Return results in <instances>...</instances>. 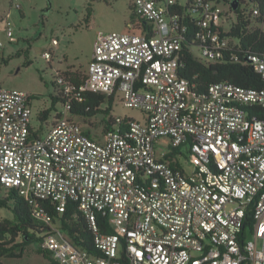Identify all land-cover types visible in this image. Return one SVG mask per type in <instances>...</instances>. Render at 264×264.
Segmentation results:
<instances>
[{"label": "built area", "instance_id": "obj_1", "mask_svg": "<svg viewBox=\"0 0 264 264\" xmlns=\"http://www.w3.org/2000/svg\"><path fill=\"white\" fill-rule=\"evenodd\" d=\"M183 1L130 0L150 32H131L130 23L124 32H98L86 82L77 86L60 73L55 79L57 95L67 102L39 139L31 132V96L0 85V183L16 189L50 228L41 247L59 264H264V115L252 109H264V88L220 82L193 92L179 75L189 34L175 14ZM195 3L189 14L198 46L192 52L217 63L238 42L224 35L236 15L224 2ZM14 9L20 6L0 16L11 43L17 42ZM260 27L264 32V21ZM58 45L52 39L51 46ZM54 50L44 54L46 62ZM245 61L264 80V54L249 53ZM87 91L117 94L143 119H131L125 132L91 138L70 115L71 101ZM171 148H182L173 160L185 153L191 171L163 159ZM37 201H49L58 214L78 204L100 254L66 240ZM248 212L252 230L241 242ZM99 216L114 233L102 231Z\"/></svg>", "mask_w": 264, "mask_h": 264}, {"label": "trees", "instance_id": "obj_2", "mask_svg": "<svg viewBox=\"0 0 264 264\" xmlns=\"http://www.w3.org/2000/svg\"><path fill=\"white\" fill-rule=\"evenodd\" d=\"M219 3L224 2L232 9L235 0H217ZM239 3L237 10L233 11L236 15L235 21L225 30L224 35L238 40L236 45H231L232 50L228 51L226 57L217 63H207L197 59L192 48L198 46L194 36L197 30L195 23H192L194 17H191L189 10H195L193 6L195 0H184L181 5L176 6L175 14L183 19L189 28V34L184 36L182 50V66L179 69V75L191 81L193 92L196 94L206 93L209 86L220 82H229L234 85L251 88H264V80L254 71V69L245 61L249 53L264 54V32L260 25L264 21V0H236ZM131 15L127 23L132 24L131 32L149 31L151 29L148 21L139 15L132 3L129 4ZM257 9L259 15L253 17V10ZM91 11L88 14V19ZM126 23V24H127ZM221 32L222 29H221ZM232 56L238 58L233 59ZM30 65V63H27ZM68 81L77 86L83 85L87 76L76 73H60ZM53 85L56 86L55 81ZM81 100H72V109L70 115L78 120H90L97 116H102L104 123V135L111 131L125 132L127 123L133 118H123L118 122L114 116L115 100L117 94L106 96L93 92H83ZM32 100V96H31ZM51 107L42 110L37 116L39 124L31 123V132L34 139H39L47 131L48 127L61 116L59 104L63 106L67 99L61 95L51 96ZM256 115L261 118L264 115V109L252 107ZM54 113V114H53ZM33 120V119H32ZM50 120V121H49ZM86 134L91 138L90 131ZM183 148V147H182ZM171 148V151L163 157L164 160L170 161L175 168H180V159L173 158L180 153V149ZM39 208H44L54 217L56 223L62 230L64 237L77 248L87 250L92 254H100L96 249L92 231L84 214L80 211L78 204L70 202L67 210L58 214L55 207L49 201H37ZM0 208L7 209L11 213V219H0V264L3 259H21L25 253L26 247L35 245L38 254L48 259V264H59L53 258L49 251L44 250L41 245L46 237L51 233L50 228L43 222L34 218L32 214L33 206L20 196L16 189H5L0 183ZM247 222L244 230L240 235V241L251 233L252 230V213L248 212ZM98 223L102 231L106 234L114 233V229L108 225V221L101 216Z\"/></svg>", "mask_w": 264, "mask_h": 264}, {"label": "rangeland", "instance_id": "obj_3", "mask_svg": "<svg viewBox=\"0 0 264 264\" xmlns=\"http://www.w3.org/2000/svg\"><path fill=\"white\" fill-rule=\"evenodd\" d=\"M129 4L130 0H0V15L12 5L20 6V11L13 10L11 18L17 42L11 43L6 33L0 30V85L32 96L36 125L39 124L37 115L51 107V96L58 93L53 85L58 74L82 76L86 73L96 34L126 31L125 25L131 15ZM53 38L59 41V46L51 61L46 62L43 56L51 50ZM57 108L62 109L61 104ZM113 114L121 118L143 119L139 111L124 107L118 99ZM77 121L95 139H103L102 116ZM163 142L167 144V141ZM180 162L186 172L192 170L185 153ZM11 218L10 211L0 208L1 220ZM3 263L48 264L49 261L38 254L35 245H29L23 258L3 259Z\"/></svg>", "mask_w": 264, "mask_h": 264}, {"label": "water", "instance_id": "obj_4", "mask_svg": "<svg viewBox=\"0 0 264 264\" xmlns=\"http://www.w3.org/2000/svg\"><path fill=\"white\" fill-rule=\"evenodd\" d=\"M238 7H239V3L235 0V1L233 2V4H232V9L235 11V10L238 9Z\"/></svg>", "mask_w": 264, "mask_h": 264}, {"label": "crops", "instance_id": "obj_5", "mask_svg": "<svg viewBox=\"0 0 264 264\" xmlns=\"http://www.w3.org/2000/svg\"><path fill=\"white\" fill-rule=\"evenodd\" d=\"M5 12H6V11H5ZM3 13H4V12H3ZM1 15H2V14H1ZM1 15H0V16H1ZM53 39H54V38H53ZM51 41H52V40H51ZM58 46H59V45H58ZM58 46H57V47H58ZM51 47H52V46H51ZM57 47H56V48H53V47H52L51 49H57ZM51 104H52V103H51ZM32 107H33V106H32ZM46 109H49V108H46ZM33 113H34V114H33L32 124L34 123V118H35V111H34V109H33ZM49 121H50V120H49Z\"/></svg>", "mask_w": 264, "mask_h": 264}]
</instances>
